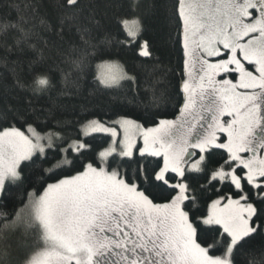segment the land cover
Here are the masks:
<instances>
[{"label":"snow or ice","instance_id":"1","mask_svg":"<svg viewBox=\"0 0 264 264\" xmlns=\"http://www.w3.org/2000/svg\"><path fill=\"white\" fill-rule=\"evenodd\" d=\"M169 21L183 61L175 120L147 126L118 111L69 132L12 110L0 128V264H239L257 241L251 264H264V0H172ZM24 23L0 32L19 43ZM121 23L135 40L140 22ZM82 40L78 74L103 60ZM138 47L152 57L148 41ZM95 81L136 78L103 61ZM98 138L106 146L94 150Z\"/></svg>","mask_w":264,"mask_h":264},{"label":"trees","instance_id":"2","mask_svg":"<svg viewBox=\"0 0 264 264\" xmlns=\"http://www.w3.org/2000/svg\"><path fill=\"white\" fill-rule=\"evenodd\" d=\"M171 5L172 0H79L78 8L67 10L63 0H0V24L16 23L22 17L28 33L17 43L18 32H0V128L15 123L13 109L33 119L61 121L69 132L85 116L105 119L118 111L147 126H152L153 118L176 119L184 95L177 87L183 61L169 21ZM124 19L140 22L135 40L128 37ZM85 32L88 45H94L103 60L91 59L78 74L72 62L86 47ZM144 41L151 58L138 55V45ZM103 61L119 64L136 78L135 85L122 81L119 88H100L95 74ZM40 76H46L51 87L33 92L32 88L39 89L35 78ZM154 93L161 97L158 106L152 103ZM91 143L94 150L106 146L100 138ZM255 244L240 255L239 264H251L259 256V241Z\"/></svg>","mask_w":264,"mask_h":264},{"label":"rangeland","instance_id":"3","mask_svg":"<svg viewBox=\"0 0 264 264\" xmlns=\"http://www.w3.org/2000/svg\"><path fill=\"white\" fill-rule=\"evenodd\" d=\"M108 62H111V61H108ZM113 63H115V62H113ZM173 120H175V119H173Z\"/></svg>","mask_w":264,"mask_h":264}]
</instances>
